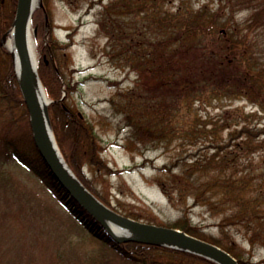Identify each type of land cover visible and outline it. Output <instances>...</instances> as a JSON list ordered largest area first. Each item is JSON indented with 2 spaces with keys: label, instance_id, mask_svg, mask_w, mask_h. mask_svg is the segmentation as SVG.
Wrapping results in <instances>:
<instances>
[{
  "label": "trees",
  "instance_id": "16d2710c",
  "mask_svg": "<svg viewBox=\"0 0 264 264\" xmlns=\"http://www.w3.org/2000/svg\"><path fill=\"white\" fill-rule=\"evenodd\" d=\"M176 1L177 6L169 7ZM98 3L104 4L98 24L100 33L108 38L107 54L136 75L134 87L118 94L131 133L127 147L166 149L174 142H180L178 147L196 145L193 134L189 139L183 137L187 142H182L178 126L170 120L190 102L212 97L236 99L240 95L255 105H264V0H219L217 7L206 2L198 8L189 0ZM17 5L18 0H0V163L16 161L22 165L78 224L83 240L100 250L98 254H87L74 244L51 248L48 244L52 242L38 233L39 227L42 231L39 225L35 226L34 234L38 235L34 240L28 238L26 245L15 248L16 264L39 262L38 250L50 251L44 264H217L166 246L118 242L60 184L35 144L12 55L1 44L3 35L13 26ZM243 11L248 12L244 21L237 17ZM34 22L43 34V9L35 12ZM50 41L43 45L47 59H42L39 74L53 99L49 112L58 144L81 182L113 207L84 172L85 166L105 173L113 170L101 156L104 146L93 124L82 111L68 104L66 96L62 99L65 91L69 95L73 89L52 59ZM259 111L244 113L237 119L225 118L222 129H230L228 137L225 141L212 138L208 144L214 149L211 154H200L198 149L184 155L183 150L157 168V181L166 196L171 201L175 195L184 200L191 198L194 206L205 207L216 218L221 235L206 234L187 215L168 226L220 246L240 264L249 262L232 235H242L252 250L264 247V120L258 118ZM219 131L216 128L215 134ZM199 137L202 144L208 142ZM0 175L4 185L13 190L20 191L19 185H25L7 172ZM31 192L39 209L52 213L38 193ZM31 207L36 208L35 204ZM125 215L140 220L136 214ZM57 221L67 227L61 218Z\"/></svg>",
  "mask_w": 264,
  "mask_h": 264
},
{
  "label": "rangeland",
  "instance_id": "374dc122",
  "mask_svg": "<svg viewBox=\"0 0 264 264\" xmlns=\"http://www.w3.org/2000/svg\"><path fill=\"white\" fill-rule=\"evenodd\" d=\"M189 1L197 8L206 2L215 7L219 3V0ZM41 2L42 6L37 7L34 15L39 9L45 11L46 26L43 34L39 33L34 15L32 19V37L39 67L42 59H47V50L43 45L52 39L49 44L52 59L61 70L66 83L73 89L69 95L65 91L62 99L66 96L68 104L82 111L93 124L101 145L104 146L101 156L113 170L112 173H105L85 166L84 172L93 187L115 210L118 209L117 211L123 214H136L140 216V221H152L157 225L168 226L187 215L192 224L200 227L206 234L220 236V231L215 225L216 218L206 211L205 207L194 206L191 198L184 200L175 195L171 201L166 196L157 181L160 177L157 168L171 162L183 150L184 155L198 149H201L198 151L200 154L206 152L211 154L214 149L208 148L210 140L217 136L219 140L225 141L228 137L230 129H222L225 118L237 119L244 113L260 110L258 118L264 120V105H255L240 95H237L236 99L212 97L192 104L190 102L188 107L181 106L170 120L172 124L178 126L182 138L189 139V134L195 135L196 145L178 147L180 142H174L166 149H152L153 146L151 149L129 148L127 144L131 135L130 128L124 121L118 94L134 87L136 75L107 54L108 38L100 33L98 24L104 4L98 3L99 0H41ZM178 3L179 1L169 3V7L174 8ZM247 15L248 12L243 11L238 13L237 17L244 21ZM216 128L220 130L217 134ZM198 136L208 142L202 144L198 141ZM184 138L182 142H187ZM0 170L25 184L19 185L20 191L13 190L10 186L4 185L0 175V264H7L6 259L11 264H16L18 253L15 248L26 245L28 238L34 240L39 232L46 237L47 242H52V245L47 243L51 248L62 244L64 247L74 244L87 254L99 253L100 248L92 246L86 239L83 240L84 234L78 224L22 165L16 161H7L0 163ZM30 190L45 200V207L52 213L39 209ZM33 204L36 208L31 207ZM58 218L64 220L67 227L61 226ZM35 226L39 227L36 234ZM231 238L237 239V244L243 250V258L249 264H264V247L252 250L242 235H232ZM91 249L96 250L93 252ZM49 253V250H38L39 262L28 264H44Z\"/></svg>",
  "mask_w": 264,
  "mask_h": 264
},
{
  "label": "water",
  "instance_id": "95a60500",
  "mask_svg": "<svg viewBox=\"0 0 264 264\" xmlns=\"http://www.w3.org/2000/svg\"><path fill=\"white\" fill-rule=\"evenodd\" d=\"M38 6H42L41 0H38L34 8H31V0H18L13 26L3 35L1 44L12 54L14 70L30 115L35 144L60 184L118 242L161 245L203 256L217 264H240L237 258L216 244L181 229L143 222L114 210L91 193L75 175L59 148L52 128L49 105L53 100L49 98L42 105L38 96L43 83L38 65L34 66L32 62L27 41L28 22L30 18L32 22ZM10 32H13L16 54L6 44ZM112 226L117 230L114 231Z\"/></svg>",
  "mask_w": 264,
  "mask_h": 264
},
{
  "label": "bare ground",
  "instance_id": "6f19581e",
  "mask_svg": "<svg viewBox=\"0 0 264 264\" xmlns=\"http://www.w3.org/2000/svg\"><path fill=\"white\" fill-rule=\"evenodd\" d=\"M37 2H38V0H31V8H34V6L37 4ZM27 41H28V48H29V52L31 55L32 62L34 64V66H37L39 63V59H38V56L35 52L34 40L32 37L31 18L29 19V22H28ZM7 46L16 54V47H15L13 32H11L9 34V37L7 39ZM38 96H39V100H40L42 105L44 103L48 102V99H49L48 94L42 85L40 86V88L38 90ZM112 228L114 231L117 230L113 226H112Z\"/></svg>",
  "mask_w": 264,
  "mask_h": 264
}]
</instances>
